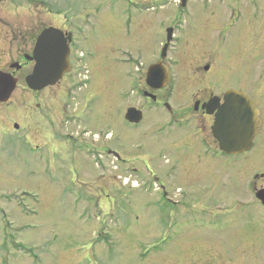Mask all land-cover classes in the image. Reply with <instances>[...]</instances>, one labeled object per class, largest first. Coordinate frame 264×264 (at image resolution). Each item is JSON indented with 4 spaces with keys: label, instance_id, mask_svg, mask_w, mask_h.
Listing matches in <instances>:
<instances>
[{
    "label": "rangeland",
    "instance_id": "1",
    "mask_svg": "<svg viewBox=\"0 0 264 264\" xmlns=\"http://www.w3.org/2000/svg\"><path fill=\"white\" fill-rule=\"evenodd\" d=\"M117 1L14 0L13 5H4L9 6L6 11L0 9V16L3 13L19 31L31 24L35 35L42 27L64 34L85 16L97 22L96 15H115L120 9ZM253 3L257 5L253 7V37L243 28L240 44L234 47L237 38L227 34L223 47L228 50L209 55L204 51L208 45L223 48V43H215L211 36L210 43L207 39L208 45L197 51L193 65L181 63L183 55H171L169 60L173 57L171 63L175 60L178 66L172 65L170 80L160 91L145 84L148 67L160 59L157 48L164 37L149 8L142 9L146 10L143 16L133 18L143 26L131 30L129 40H120L125 36L121 31L110 35L105 26L89 36H97L94 40L74 45L75 67L68 73L81 82L89 78L97 98L102 95L99 86L105 77L113 113L110 118L108 112L102 115L95 110L92 124L89 116H78L79 124L72 126L76 132L59 144L56 156L49 153L47 165L37 152L27 153L23 147L0 151V264H264V213L254 200L252 206L244 187L245 182L264 175V0ZM95 5L101 7L95 11ZM197 20L200 29L202 20ZM105 35L110 37L103 42ZM118 42L141 54L122 57L108 53L104 44L111 48ZM91 53L95 60L89 61ZM125 58L132 60L130 66L121 65ZM207 65L209 73L204 70ZM19 84L23 85L22 81ZM15 88L13 103L0 112L17 115V124L27 126L29 113L40 118L41 112L35 111V102L26 100L20 86ZM230 88L253 98L260 111V133L253 139V149L238 158L229 157L232 162L204 160L212 157H202L201 149L190 144L188 137L211 122L193 113V102L207 92L218 96ZM54 90L45 92L42 104L53 99ZM144 91L160 104L142 98ZM163 103L178 113L183 124L189 122L188 129L166 137L174 130H163ZM125 106H138L145 113L137 131L121 125ZM50 111L55 119L58 110L52 107ZM39 121L41 127L45 121ZM68 128L66 124L60 133ZM109 148L117 150L121 160L116 161L114 155L108 158L104 151ZM189 151L198 164L188 163ZM165 197L171 198L170 207L159 204V198ZM235 211L240 215L234 223ZM251 214L253 242L250 238L242 241ZM203 218L230 228L203 235L198 231L203 230ZM190 221H196V227ZM239 228L240 238L235 235ZM191 239L189 248L186 243Z\"/></svg>",
    "mask_w": 264,
    "mask_h": 264
},
{
    "label": "flooded vegetation",
    "instance_id": "2",
    "mask_svg": "<svg viewBox=\"0 0 264 264\" xmlns=\"http://www.w3.org/2000/svg\"><path fill=\"white\" fill-rule=\"evenodd\" d=\"M13 1L14 0H0V9L2 11H6L9 6L4 5L8 3L13 5ZM60 1L65 3V0ZM117 2L120 5V9L114 11L115 15L113 12H109L108 14L101 17L96 15L97 22H92L91 16H85L83 20L77 22L74 30H68L64 33L65 37L71 36V41L68 43L70 70H73L75 67L73 63V59H75L74 54L76 56V51H73L74 45L78 46L80 43H86L89 40H94L97 36L90 39L89 36H91L92 33H95L96 30L97 33H99L98 31L101 32V28H105V26L108 27V33L110 35H112L114 31H121L125 36H123V39L120 40H129L131 36V30L143 26V22H135L133 18L135 16H143L146 12V10H142L144 8H149V11H153L152 14L156 19V29L160 35L164 36L163 40L159 41L157 50L159 51V57L161 50H165L167 58L163 61V65L169 72L172 65L178 66L176 65L175 60L174 63H171V61H173L174 56H179V54L184 56L181 59V63L193 65V62L197 56V51L198 53L201 52V50H203V48L208 45L205 43L207 39H209L210 43V39L212 38L211 36H213L215 43L222 42V47L226 45V38L228 37L226 35L231 33L234 40L237 38L238 41L237 44H234V47L240 44L241 31L243 28H246L249 31L250 37H253V7L257 6L255 3H253V0H118ZM75 4L83 5V3L77 2ZM99 7L101 6L95 5V11L98 10ZM3 15L4 14L2 13L0 16V74L8 75L7 78L4 77V81L6 83L11 79L16 80V87H21V90L25 94L26 100L28 102L31 101V104L32 102H35V111L39 113L41 112V117L39 118L37 114L31 112L26 118L27 126L23 124H20L21 126H19V124L16 122L17 117H15L17 115L13 116V114L10 112H0V151H6L10 147H23L27 153L34 154L37 152L39 154L38 156L40 160L45 162L47 165L50 163L48 159L49 153L53 152L54 156H56V153H59L57 148L59 147V144L63 141H66V139L70 140L71 138H69V136H72V133L76 132L72 126L79 124L76 120H80L78 116L84 118L89 116L88 118L89 121L91 120V124L93 119L92 113H94L95 110H98V113H101L102 115H106L108 112L109 117L111 118V113L113 112L112 109L110 111V106L112 104L113 107V102L109 103L112 101V99L108 95L107 80L105 77L100 80L102 83V85L99 86V89H102V95L100 98L94 97V94L91 90L94 89V84L91 83L89 78H86L83 82H81V80H76L75 75H72L71 71L70 73L65 74L54 86L44 88L40 91H33L27 88L25 84V78L33 72L36 66V61L33 55L36 39L38 35L45 30V28L42 27L37 35L34 34L35 31L31 24L26 29H20L19 31L17 28L12 27V22L7 21V18ZM198 18L202 20L201 24L203 25V27L200 29H198L197 26V23H200L197 20ZM200 30L201 32H199ZM106 35L104 38H102L103 42H106V38L108 39V37H110ZM104 47L110 49L108 53L115 52L118 56L122 57L141 54L137 49H135L134 53L132 52L133 49L130 47L126 46L127 48H124L122 42H118L117 45H112L111 48L109 45L104 44ZM219 49L228 50L224 47L209 48L208 45L204 51L211 55L216 53V51ZM171 55H173V57L169 60ZM85 60L88 62L87 59ZM88 60H95V56L91 53ZM159 61L160 59H156L154 64L158 63ZM131 64L132 60L125 58V61H123L121 65L130 66ZM206 68L209 70L208 65L204 68L205 71H207ZM87 70L86 72H88ZM207 72L209 73L210 71ZM96 79L98 80L100 78ZM20 81H22L23 85L19 84ZM48 89H55L53 92L54 97L51 101L47 100V103L44 101L42 104V101L46 99L44 94L46 91H48ZM15 90L16 88L10 94L7 102H0V109L6 108L10 106L11 103H13L14 100L12 96ZM82 91H85L84 97H81L80 95ZM224 93L217 96L207 92V94L203 97H196L192 106L194 114H199L202 120L205 122L210 121L211 124L208 126V128L205 126L197 127L196 130H194L195 134H192L190 135L191 137H188V142H190V144H197L198 148L201 149L200 153L202 157H204V155H210L212 159H202L209 160L211 162L229 163L232 162L230 161L232 158L229 157L238 158L242 156H227L224 154L219 149L218 143L211 134V126L214 121V116L208 115L206 113L205 106L213 99L217 100L216 102L218 105H222L224 101ZM144 99L148 100V98ZM251 99L254 101L253 98ZM150 101H152V104H160V101L156 100V98L154 100L150 99ZM127 103L129 102L127 101ZM52 107L58 110L56 113L57 117L55 119L51 118L50 110ZM256 107L258 109L257 104ZM129 108H135L136 110L141 111L138 106H125L126 111ZM163 109L165 110V113L163 114L166 116V122L164 125H162L164 126L163 130H174V132L166 134V137H174L179 132L188 129L189 122L183 124L178 118V113L176 111H172L171 107H169L167 103H163ZM141 112L142 119L138 123L127 122L125 120V114L123 113L124 121H122L121 125L124 128L128 127V129L132 130V132L137 131L139 126L143 123L145 117V113L143 111ZM42 119H44L45 122L43 125L41 124V127H39L38 124L41 123L39 120ZM112 120L113 118L110 122L107 121V123L112 124ZM84 123L85 124H83L82 129H84L83 131L86 133L88 132V125L86 122ZM66 124H68L71 128H68L63 134L60 133ZM114 146L115 145L111 147L114 148ZM252 149L253 142L251 150ZM104 152L108 158H113L116 156L118 159L116 161L121 160L117 154V150L115 149L109 148ZM188 153L190 156L188 163L190 165L197 163L190 151ZM227 157L229 159L228 162L226 160ZM198 178L199 174L196 175V179ZM255 179L256 180L254 182H245V193L252 200V206L254 200L264 213V206L262 202L256 198L258 190H264V175H262L261 178L255 177ZM202 194L205 195L207 192H203ZM217 195L218 198H223L220 197L221 194ZM201 199L203 200V197H201ZM159 200V204H162V206L170 207V197H165L164 199L159 198ZM196 204L197 203H195V205ZM229 206L231 207V205ZM233 215V222H239L238 216L240 215V212L235 211ZM246 215L247 214L245 212L243 216L246 217ZM227 216H230V214ZM203 219L204 224L201 226L203 227V230H198L201 231L203 235L204 233H209V231L212 232L215 230V233H219L221 232L220 229L229 230L228 228H230V226L226 228L225 225L216 224L215 220L207 218ZM250 219L251 223H245L248 225V227H245L243 230L244 233L240 239L242 241L250 238V241L253 242V214L250 215ZM196 223V221L189 222V224L192 226H195ZM218 226H220L219 229L217 228ZM236 230H234L236 231L235 235L238 234L239 237V232L242 229L239 228ZM186 244H188V247L190 248V245L193 244V240L191 239V241L187 242Z\"/></svg>",
    "mask_w": 264,
    "mask_h": 264
},
{
    "label": "water",
    "instance_id": "3",
    "mask_svg": "<svg viewBox=\"0 0 264 264\" xmlns=\"http://www.w3.org/2000/svg\"><path fill=\"white\" fill-rule=\"evenodd\" d=\"M71 37L54 28L45 29L37 38L34 48L36 66L33 72L25 78L27 88L40 91L54 86L69 69L68 43ZM165 50L161 58L165 59ZM207 69V68H206ZM3 77V79H2ZM8 75L0 74V102H7L16 86V80L4 81ZM169 80V74L160 62L150 66L147 70L145 83L152 90L161 89ZM144 96L154 100V96L144 93ZM216 99L209 101L205 110L208 115L214 116L211 126L213 138L222 152L227 155H240L250 150L253 138L257 135L261 119L254 102L247 94L238 90H228L224 94L222 105ZM142 118L141 112L130 108L125 120L129 123H138ZM256 198L264 206V191L257 192Z\"/></svg>",
    "mask_w": 264,
    "mask_h": 264
}]
</instances>
